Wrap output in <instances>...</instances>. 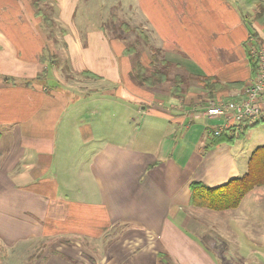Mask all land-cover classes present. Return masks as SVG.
<instances>
[{
    "label": "crops",
    "instance_id": "1",
    "mask_svg": "<svg viewBox=\"0 0 264 264\" xmlns=\"http://www.w3.org/2000/svg\"><path fill=\"white\" fill-rule=\"evenodd\" d=\"M44 4L46 11L55 8L49 19L42 16ZM101 4L112 14V31L123 27L115 22L118 14L143 26L139 61L155 67L166 62L170 77H188L184 93L156 97L157 88L129 84L125 90L139 94L132 102L118 97L129 94L116 93L118 87L104 91L105 81L123 85L131 78L138 60L125 55L129 36L108 32L105 43L102 27L89 24L90 15L105 11ZM253 15L239 0H0L5 250L28 239L49 240L54 253L48 264H157L160 256L163 264H249L255 256L264 261L261 249L244 245L253 237L239 209L249 193L235 210L210 214L188 205L191 182L214 188L247 171L241 146L211 142V130L224 120L205 111L227 97L239 99L251 79L248 39L256 35L264 42V27ZM199 78L244 86L207 98ZM260 105L264 110V94ZM125 114L134 134L121 141L117 126ZM256 145L264 146V139ZM251 229L260 231L258 225ZM223 237L234 241L226 244ZM106 238L112 243L94 258L86 245Z\"/></svg>",
    "mask_w": 264,
    "mask_h": 264
},
{
    "label": "rangeland",
    "instance_id": "2",
    "mask_svg": "<svg viewBox=\"0 0 264 264\" xmlns=\"http://www.w3.org/2000/svg\"><path fill=\"white\" fill-rule=\"evenodd\" d=\"M47 4V2H46ZM46 4L43 5L42 8H40V10L42 11V16L46 19L50 18V11L55 13V8L54 6H52L53 8H50L46 11ZM92 10H96V5H92L91 6ZM101 9H105L102 10L98 15H90L89 16V24H91L92 26L96 25L99 27H102L103 32L106 36V40L105 43L108 42V39L110 38V36L108 35V32L111 34L116 33V34H120L121 36H129L126 40V42L128 41H132L129 43V46H133L135 49L134 53H138L136 58H142L144 59V50L145 48L143 47V43H144V38H145V30L142 29L143 26H141L140 24H133L129 21L128 15H116L114 17H116L115 22L118 24V22L120 23L121 26L123 27H118L115 26L114 27V32L112 31L111 25H112V21H111V17L112 14L110 11H108L109 9L107 8V6H102L101 4ZM73 22L75 24V26H80L79 21H78V15L73 16ZM129 24V25H128ZM43 27L48 28L47 25L42 24ZM114 26V25H113ZM135 26V27H134ZM127 27V28H126ZM108 30V31H105ZM129 30V32H128ZM141 30V32L139 31ZM136 31V32H135ZM137 34V35H136ZM136 36V40H137V46L133 45V39ZM255 40L253 37L250 38L249 40ZM258 40V38L256 39ZM127 44V43H126ZM126 44H125V51H126ZM145 44V43H144ZM146 45V44H145ZM130 46V49H132ZM59 60V58H58ZM60 61V60H59ZM142 62V61H141ZM144 63L147 67L148 65L145 62ZM64 63H62V67L59 68V70H62ZM40 78V77H39ZM36 85H40L43 86L45 84L51 86V87H56L55 82L53 81H48L44 80V79H34V80H30V82H33ZM85 82H89L88 85H93L95 83H92L90 81H85ZM113 82L108 80L104 82V91L107 90H113V88L118 87L119 89L116 90V93H121V92H128L129 94H122L119 95L118 97H126L127 99H129V101H132V99H134V97H139V94L133 93V92H129L127 90H125L126 87L129 86V84H131L132 86H134L136 83L131 79V78H124L122 80L123 85H117V82H114V84L112 85L111 83ZM135 83V84H134ZM189 83V82H188ZM107 84H111V88L107 87ZM100 86H102V84H100ZM126 86V87H125ZM136 87H139L136 85ZM170 87V84H165V85H159L157 87V93H153L156 97L158 95H162V96H169L168 95V88ZM142 88V87H141ZM140 96L141 92H140ZM106 99L109 97H105ZM113 98V97H112ZM122 99V98H121ZM160 101L161 98H159ZM112 100V101H111ZM111 102H122V100L119 99H111ZM136 101V100H135ZM157 101V100H156ZM133 102V101H132ZM130 103V102H127ZM130 105L135 106L134 103H131ZM125 117L126 114L124 116H122L120 118V125L117 126V134L120 135V140H128L130 138V136H132L134 134L133 130V123L132 121H130V123H127L125 121ZM139 122V121H137ZM105 125L108 124V121H104ZM131 124V125H129ZM109 126H105V128L107 129ZM111 130V128H110ZM143 134V132H140V136ZM240 134V133H238ZM237 134V135H238ZM139 135L136 139V141L139 139ZM260 139H264V122L260 123L258 126L253 127L251 129H249L246 133H244L243 135H240L238 138L236 137V139L234 140L236 146H241L240 149L243 151H246L248 153V157L250 156V154L253 152V150L256 148V141H259ZM187 144H188V149L190 150L192 148V144H190L187 140ZM248 161V160H247ZM244 199V198H243ZM241 205V203H240ZM240 205L238 206V208L240 207ZM237 209V208H236ZM207 210V209H206ZM235 210V209H233ZM242 210V217L246 218L244 220L247 221V223H249V228H250V233H251V237H253V239L248 240L246 244H244L247 247H249V250H256V249H261L264 252V244H262L261 242H264V186L263 187H257L254 188L252 191L249 192V194L245 197V201L242 205V207H240L239 211ZM228 211V210H225ZM207 212H209L210 214H214V212H224V211H210L207 210ZM239 215V212H238ZM241 215V213H240ZM249 217V218H248ZM246 223V225H247ZM221 225V224H220ZM258 225L260 231L257 232L255 229H251L252 227ZM1 231V229H0ZM2 240V239H1ZM0 240V264H48L49 263V258L48 254L50 253H54V251L49 247V244L51 243L49 240H31L28 239L25 242L19 243L17 245L14 246L13 249H9V250H5V246L2 241ZM224 243L226 242V244H231L234 239L231 238H224ZM261 241V242H259ZM112 242L106 238V239H102L100 240L98 243L96 241L94 242H89V244L86 245V247L90 250H92L93 254H94V258H96L99 254L100 257V253H102L103 249H107V247L111 244ZM97 249L99 250L100 253L97 252ZM44 253V254H43ZM43 254V255H42ZM41 257V258H40ZM233 262H237L236 257L233 255L232 256ZM230 261V262H231ZM249 264H264V261H262L261 257L255 256V258H252V260H250L249 258ZM73 264H75V260L73 262ZM157 264H163L160 259H158Z\"/></svg>",
    "mask_w": 264,
    "mask_h": 264
},
{
    "label": "trees",
    "instance_id": "3",
    "mask_svg": "<svg viewBox=\"0 0 264 264\" xmlns=\"http://www.w3.org/2000/svg\"><path fill=\"white\" fill-rule=\"evenodd\" d=\"M239 4L246 8H253L254 15L253 21L259 27H264V1L263 0H239ZM127 28V27H126ZM256 36V35H255ZM251 36L256 40L257 36ZM250 37V38H251ZM249 38V39H250ZM248 39V41H249ZM264 43V42H260ZM127 47V46H126ZM126 48L125 55H135L137 57L138 53H134L135 49L133 46ZM248 48V47H247ZM133 51V52H131ZM154 56L159 53V51H153ZM247 56L248 49H247ZM135 63V68L133 69V74L131 79L136 83L135 85L148 88L150 90L156 89L159 85L169 83L168 88L169 97L175 98L180 94L184 93L185 88L188 87L189 78L176 75L173 77L169 76L170 65L166 62L158 63V67L153 66V63H149L148 67L139 61ZM249 59V64L251 68L252 78H254L256 72V66L254 62ZM84 76L90 77L92 79L98 80V78L91 73L85 72ZM201 85L202 89L206 91V97L211 98L221 90H231L240 89L244 85L242 83H220L217 80H212L210 78H199L197 80ZM239 100V99H237ZM236 101L232 97H227L223 102ZM262 122H256L250 125H245L242 132L235 133L228 136V134L223 131V133L217 137H212L211 142L217 145L219 143H230L247 132L248 128L254 127ZM235 131V130H234ZM238 134V135H237ZM264 186V146L256 147L250 154L247 161V171L240 177L230 179L223 185L218 187H208L202 182L193 181L189 184V200L188 205L195 208H204L210 211H225L233 210L238 208L243 198L254 188ZM160 260L165 262L160 256Z\"/></svg>",
    "mask_w": 264,
    "mask_h": 264
},
{
    "label": "built area",
    "instance_id": "4",
    "mask_svg": "<svg viewBox=\"0 0 264 264\" xmlns=\"http://www.w3.org/2000/svg\"><path fill=\"white\" fill-rule=\"evenodd\" d=\"M248 55L256 66L254 78L250 79L243 88L239 100L210 104L205 113L208 117H221L224 122L211 130V136L217 137L233 129L239 130L241 125L264 122V110L260 105L261 95L264 94V43L249 40Z\"/></svg>",
    "mask_w": 264,
    "mask_h": 264
}]
</instances>
